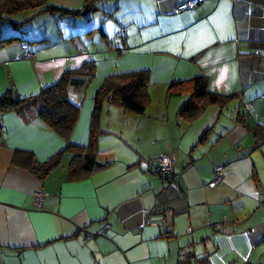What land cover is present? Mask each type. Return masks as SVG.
<instances>
[{
    "label": "crops",
    "instance_id": "1",
    "mask_svg": "<svg viewBox=\"0 0 264 264\" xmlns=\"http://www.w3.org/2000/svg\"><path fill=\"white\" fill-rule=\"evenodd\" d=\"M184 1L93 0L84 16L29 10L0 18V95H34L94 61L95 74L69 91L80 107L75 145L90 142L95 95L108 76L148 70L152 99L142 115L104 106L100 165L82 180L68 179L70 152L45 179L35 176L22 165L27 156L15 154L42 162L67 141L36 113L2 116L0 264H264V140L252 130L264 126V0H200L175 12ZM47 2L72 10L87 3ZM24 43L35 57H24ZM199 75L211 92L235 98L189 121L177 113L188 96L169 97L167 88ZM164 154L175 156L176 186L158 172Z\"/></svg>",
    "mask_w": 264,
    "mask_h": 264
},
{
    "label": "trees",
    "instance_id": "2",
    "mask_svg": "<svg viewBox=\"0 0 264 264\" xmlns=\"http://www.w3.org/2000/svg\"><path fill=\"white\" fill-rule=\"evenodd\" d=\"M86 1L87 3L83 9L72 10L52 6L48 4L47 0H4L0 5V18L8 19V15H15L29 10H35L34 15L58 13L62 16H84L91 9L89 4L93 0ZM24 22H13V25H20ZM120 33V37L124 40L125 33ZM16 39L18 38L4 39V42ZM32 52L36 56L33 50ZM119 53L122 54L123 52L119 51ZM95 69V63L91 60L81 67L66 70L55 83L44 87L34 95L16 97L13 88H9L5 94L0 95V128L3 125L2 116L8 112H16L21 116H25L28 112L36 113V116L42 122L67 141L65 149L42 162L36 161L28 152L19 151L15 154V156L19 154L27 156L22 161L24 163L21 164L39 179H45L54 168L58 167L67 152L73 155L68 166V179L82 180L89 177L100 165L97 159V138L99 135L98 125L104 106L113 102L123 107L127 112L142 115L151 104L152 99L148 90V70H134L108 76L95 95L90 142L87 146L75 145L70 141V138L79 120L80 107L70 101L69 91L75 85L83 86L85 82L81 76L88 75V77H92L95 74ZM167 95L169 97L188 96L177 113L189 121L197 119L210 104H217L221 108H226L229 102L235 98L233 94L223 95L211 92L208 88V77L205 75L170 82ZM252 130L255 136L258 137L259 142H262L264 140V126L256 124ZM207 133L201 137V142L205 140ZM158 172L160 171L158 170ZM162 175L168 179L169 185L172 186L170 182L174 176ZM145 214L148 216V213Z\"/></svg>",
    "mask_w": 264,
    "mask_h": 264
},
{
    "label": "built area",
    "instance_id": "3",
    "mask_svg": "<svg viewBox=\"0 0 264 264\" xmlns=\"http://www.w3.org/2000/svg\"><path fill=\"white\" fill-rule=\"evenodd\" d=\"M199 2H200V0H186L184 2L179 3L175 7L174 10H175V12H180V11H184V10H191V9L195 8L199 4ZM121 32H122V30H121ZM22 48L24 51V57H26V58L35 57V54L32 52V50L28 44H23ZM175 161H176L175 156L171 155V154H164L158 158V162H159L158 170L164 175H170L172 177L174 176V178L170 182V184L172 186L176 185V177H177L175 172H174V168H173ZM223 178H224L223 171L220 169H216L214 179H213V183L214 184L222 183ZM261 192L264 195V189H262ZM34 197H35L36 205L38 207H42L43 203H44L45 194L42 191H37L34 193ZM262 202L264 203V197H263ZM145 216H146L145 223H149L151 221L150 218L146 214H145ZM220 225H221V223L217 224V226H220ZM82 230L86 231L85 229H82ZM99 234H105L104 230H102ZM87 235L89 237H95L98 234L87 232ZM192 264H199V263L197 260H194ZM204 264H212V263L209 262V260H207ZM232 264H240V263L238 261H234Z\"/></svg>",
    "mask_w": 264,
    "mask_h": 264
},
{
    "label": "water",
    "instance_id": "4",
    "mask_svg": "<svg viewBox=\"0 0 264 264\" xmlns=\"http://www.w3.org/2000/svg\"><path fill=\"white\" fill-rule=\"evenodd\" d=\"M142 167L146 168L147 167V163L145 161H142Z\"/></svg>",
    "mask_w": 264,
    "mask_h": 264
},
{
    "label": "clouds",
    "instance_id": "5",
    "mask_svg": "<svg viewBox=\"0 0 264 264\" xmlns=\"http://www.w3.org/2000/svg\"><path fill=\"white\" fill-rule=\"evenodd\" d=\"M178 4H179V3H178ZM178 4H177V5H178ZM177 5H176V6H177ZM176 6H175V7H176Z\"/></svg>",
    "mask_w": 264,
    "mask_h": 264
}]
</instances>
